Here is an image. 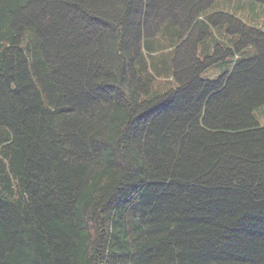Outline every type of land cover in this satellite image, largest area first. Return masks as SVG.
<instances>
[{"label":"trees","instance_id":"1","mask_svg":"<svg viewBox=\"0 0 264 264\" xmlns=\"http://www.w3.org/2000/svg\"><path fill=\"white\" fill-rule=\"evenodd\" d=\"M215 1L0 0V264H264V28ZM222 23L258 53L204 78Z\"/></svg>","mask_w":264,"mask_h":264},{"label":"rangeland","instance_id":"2","mask_svg":"<svg viewBox=\"0 0 264 264\" xmlns=\"http://www.w3.org/2000/svg\"><path fill=\"white\" fill-rule=\"evenodd\" d=\"M213 12H227L241 18L246 24L264 28V2L256 0H216L215 3L209 8L208 13ZM238 33H231L228 31V24L222 23L212 27L211 33L207 38L200 43L201 56L215 53L216 42H220L225 48L231 47L234 54H228L227 61L213 60L212 64L206 69L202 76L204 78L215 79L221 75L226 69L232 67L236 62L244 58L253 57L258 53L256 45H248L242 48H237L235 43L239 40ZM230 45L226 46L227 43ZM220 54V52H219ZM255 115L261 125H264V104L255 110Z\"/></svg>","mask_w":264,"mask_h":264}]
</instances>
